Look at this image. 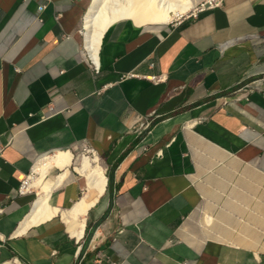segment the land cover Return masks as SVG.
I'll use <instances>...</instances> for the list:
<instances>
[{
    "label": "crops",
    "instance_id": "1",
    "mask_svg": "<svg viewBox=\"0 0 264 264\" xmlns=\"http://www.w3.org/2000/svg\"><path fill=\"white\" fill-rule=\"evenodd\" d=\"M87 6L0 0V262L264 264V235L199 238L192 219L211 156L242 179L226 177L223 190L249 191V205L264 190V0H222L170 23L115 22L97 69L81 36ZM158 72L164 80L146 77ZM81 143L107 174L96 200L74 167ZM63 149L73 159L49 196L58 211L18 233L37 195L19 186ZM81 199L94 202L76 236L62 212Z\"/></svg>",
    "mask_w": 264,
    "mask_h": 264
},
{
    "label": "bare ground",
    "instance_id": "2",
    "mask_svg": "<svg viewBox=\"0 0 264 264\" xmlns=\"http://www.w3.org/2000/svg\"><path fill=\"white\" fill-rule=\"evenodd\" d=\"M197 3L193 4L191 0H91L83 16L84 48L95 61L103 35L111 24L122 20H128L137 26L168 23L192 12ZM95 150L85 146L79 165L74 166L86 179V185L93 189L94 200L104 191L107 184V175ZM72 159V152L63 149L44 155L34 164L35 174H29L27 187L37 185L39 189L29 211L20 221L18 233L33 224L47 220L58 211L57 207L50 204L49 196L53 188L61 182L65 169L72 164ZM53 167L60 170L50 178L48 173ZM94 200L86 202L81 199L69 210L62 212L71 234L77 236L82 233L85 218L80 214L85 212Z\"/></svg>",
    "mask_w": 264,
    "mask_h": 264
},
{
    "label": "rangeland",
    "instance_id": "3",
    "mask_svg": "<svg viewBox=\"0 0 264 264\" xmlns=\"http://www.w3.org/2000/svg\"><path fill=\"white\" fill-rule=\"evenodd\" d=\"M85 1L86 4H89L91 0ZM199 1L204 0H198V2ZM81 36L84 46V36L83 34H81ZM85 146L88 147V144L81 143L76 146V148L71 149L74 155H76L75 165L80 163L78 159L80 157L81 160V153L84 152ZM100 163L103 165L101 160ZM208 163L210 166L207 167L203 176L200 175V173L197 175L198 182L205 187V196L199 208L192 215L193 220L196 217V222L193 223V234H197L199 238L210 236L222 237L230 233L241 234L243 233L242 230L252 229L256 234L264 235V190H258L255 204L249 205L247 198L248 194H250L249 191L240 188H238L240 190L237 189V191L222 189V183H226L228 181L227 178L235 176L231 170L226 169V163L214 156L209 158ZM52 170L59 169L53 167ZM34 174L35 172L32 173V176H34ZM236 177L238 176H235L233 181L234 184L240 180L242 181V179ZM259 182L261 181L258 180V187L264 186V183L259 185ZM29 189L38 191L39 188L37 185H33ZM251 194H254V192H251ZM206 214H211L212 216V221L210 223L205 220ZM196 226H198V229H196Z\"/></svg>",
    "mask_w": 264,
    "mask_h": 264
},
{
    "label": "built area",
    "instance_id": "4",
    "mask_svg": "<svg viewBox=\"0 0 264 264\" xmlns=\"http://www.w3.org/2000/svg\"><path fill=\"white\" fill-rule=\"evenodd\" d=\"M222 0H204V1H199L197 3V5L195 6V8L193 9L192 12H190L189 15H194L196 14L197 11L199 10H202L206 7H211V6H215V5H218L221 3ZM45 5L44 4H41L39 5V8L42 9ZM183 17H180V18H177L175 20H172L171 22H174V21H177L178 19H181ZM170 23V22H169ZM90 60L92 61V63L94 64V68L97 69V64L96 62L90 58ZM153 64V63H152ZM135 74L134 72H129L126 74V76H129V75H133ZM148 77L151 81H154V82H159V81H162L164 80L165 76L162 72H158V73H151L149 74ZM152 122V119H148L144 122H141L140 126H139V130L141 131L143 128H147L150 123ZM88 147L92 148L93 150H95L92 146L88 145ZM2 151H3V146L0 145V155L2 154ZM96 151V150H95ZM97 152V151H96ZM98 153V152H97ZM34 173V171L32 170V172L30 173V175ZM28 180H29V175L22 181L21 185L19 186V192H24L26 190H29V188L27 187V184H28ZM2 210V208H0V211ZM3 262H10L12 264H26L19 256H12L8 259H5L3 261L0 262L3 263Z\"/></svg>",
    "mask_w": 264,
    "mask_h": 264
}]
</instances>
